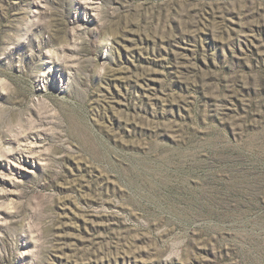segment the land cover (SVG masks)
<instances>
[{"label":"rangeland","instance_id":"374dc122","mask_svg":"<svg viewBox=\"0 0 264 264\" xmlns=\"http://www.w3.org/2000/svg\"><path fill=\"white\" fill-rule=\"evenodd\" d=\"M0 81V264H264V0H0Z\"/></svg>","mask_w":264,"mask_h":264},{"label":"clouds","instance_id":"9594fccd","mask_svg":"<svg viewBox=\"0 0 264 264\" xmlns=\"http://www.w3.org/2000/svg\"><path fill=\"white\" fill-rule=\"evenodd\" d=\"M0 82L5 83V84L7 83V81H0ZM8 208L11 209V205H9ZM11 210H14V209H11Z\"/></svg>","mask_w":264,"mask_h":264}]
</instances>
